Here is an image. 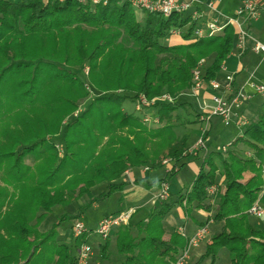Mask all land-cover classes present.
<instances>
[{
    "label": "trees",
    "instance_id": "1",
    "mask_svg": "<svg viewBox=\"0 0 264 264\" xmlns=\"http://www.w3.org/2000/svg\"><path fill=\"white\" fill-rule=\"evenodd\" d=\"M142 13L130 0H0V264H78L89 234L65 241L63 222L122 192L128 170L166 167L159 180L134 182L150 189L186 164L192 137L178 131L176 114L192 106L179 97L192 88L201 60L205 88L217 79L236 48V29L228 24L198 37L206 22L189 12ZM175 32L183 43H169ZM141 95L157 99L151 109L158 127H149L142 111H125L126 101L136 104ZM261 105L263 112L230 147L207 154L174 202L152 208L147 218L134 213L113 231L121 264H175L189 242L177 230L165 238L163 221L176 206L187 217L195 210L210 214L201 226L222 223L199 264H215L223 249L231 264H264V227L248 214L258 199L264 206V97ZM247 172L254 177L243 182ZM99 186L104 190L94 192ZM83 199L78 214L65 212L41 230L54 208ZM111 236L99 243L104 260L113 255Z\"/></svg>",
    "mask_w": 264,
    "mask_h": 264
},
{
    "label": "crops",
    "instance_id": "2",
    "mask_svg": "<svg viewBox=\"0 0 264 264\" xmlns=\"http://www.w3.org/2000/svg\"><path fill=\"white\" fill-rule=\"evenodd\" d=\"M9 1H18V0H9ZM181 1L193 2L195 8H197L201 13L202 16L201 20H203L204 22L206 21L208 22V20H210L211 18L216 17L220 23L225 24L226 22H224L223 19L226 17L227 19L234 17L233 16L234 14H231L232 10H235L237 13L239 7L242 5L241 3H243L242 1L244 0H181ZM211 1H214L215 10H211L207 7L208 3ZM256 1L259 3V10L256 16L250 21V27L248 30L249 37L247 38L244 48H238L236 46V48L231 53L229 60L225 63L226 71H221V73L217 77V80L221 83L222 86L226 85L225 77L227 75L233 76V82L231 86L235 90L242 87L246 83V81L250 78L254 79L257 82L264 83V58L261 54L255 53L252 49V45L254 41H259L264 43V0H256ZM171 42L178 44V43H183L184 41L181 40L178 34H175L172 36ZM247 90L250 91V89L248 88ZM222 94H225L224 90L222 91ZM210 96H211V90H205L201 93L200 98L195 97L189 92L187 94H183L181 97L183 98V102H186L191 106H194L196 111L200 112L201 110L198 108V106L200 107L201 102L204 100H208ZM225 96H229V95L226 94ZM256 96L257 95H254L251 99L244 102L242 106L236 110L237 117L233 119L230 125H228V126H232L235 124V126L233 127L236 129L235 131L233 132L224 131V129L221 128V125L218 126L220 120L222 121V119L219 117H215L212 119V123L209 126L210 132L206 141V145H207V149L205 150L206 152L201 151L195 154L188 153L189 156L185 160L186 164L182 168H180L178 172L175 174V176L169 181L170 195L176 193L177 191L178 193L184 191L185 189L184 177L180 176V173L182 172L184 167H186V165H189V167H191L197 175L198 172L200 171L204 158L207 156V154L210 151L223 150L226 149L227 147H230L232 143L236 141L237 138L241 137V134H238L239 128H241L242 131L243 126L257 119V117L261 113L259 110L261 107H259L260 103L257 102L258 100L256 99ZM248 117L249 119H253V120H247ZM240 121H243L244 124L241 125ZM187 133L191 134L192 144H193L195 141H197L199 137L198 124H195L194 129ZM231 135H233L232 139L230 141H226ZM225 142L228 143L226 144ZM165 169L166 168H161L158 170L132 169L129 170L128 173H125L123 176V180L128 185L122 192L116 193L109 200L94 203V205L91 208H89V210L91 209L99 210L102 206H105V211L101 212V216L97 220L96 226L103 217L112 215L116 212L126 210L131 207H138V205H140L141 200L145 201L149 199L152 195L154 196L155 194H157L160 186L147 189L143 185H136L134 182L138 179H142L143 177H147L150 182L159 180L165 175L166 172ZM162 170L165 171L157 175V172ZM252 177H254V174L247 172L241 176V180L243 182H247ZM174 180H177L179 184L178 187L179 189L176 188L174 184ZM99 190H104V186H100ZM212 199H213L212 202L213 205H216L219 201V197L217 194H214ZM111 200L113 201V203H111ZM111 206H114L115 209H111ZM178 209L179 212L177 211H175L174 213H172V211L168 212V214L166 215L163 221L164 228L167 233L165 235V238H168L169 234L172 231L179 229V227L183 225L184 228L186 229L187 235L191 236L199 227H202L199 222L205 221L207 217L210 215L203 210H195L193 212L192 218L189 220H185L184 210L181 207ZM81 219H83L84 221L85 212L81 216ZM221 225H222L221 222L210 221L208 224L205 225V227L208 228L210 232H212V235H214L219 231ZM255 226L258 228L264 227L261 225L259 226L255 225ZM94 233L95 232L92 231L89 234V240L91 239ZM114 240L115 239L113 232L111 236V241H112L111 250L113 252H115ZM200 249L201 247H197L193 251L186 264H190L191 262L192 263L195 262L194 264L199 263V260L202 257V253ZM201 264H209V259L205 260ZM215 264H231L229 255H226V253L224 255H218ZM256 264H260L259 261H257Z\"/></svg>",
    "mask_w": 264,
    "mask_h": 264
},
{
    "label": "built area",
    "instance_id": "3",
    "mask_svg": "<svg viewBox=\"0 0 264 264\" xmlns=\"http://www.w3.org/2000/svg\"><path fill=\"white\" fill-rule=\"evenodd\" d=\"M58 2H64L66 0H56ZM79 3L97 5V4H108L111 0H76ZM122 1V0H121ZM131 4L137 8L146 10L149 12L161 13L164 16H170L174 12L178 13H190L193 19H199L201 14L197 8H195L193 2H186L181 0H130ZM207 7L211 10H215L214 1L208 3ZM259 8V3L256 0H244L242 5L239 7L237 11V16L235 18H230L225 24L219 22V20L214 17L210 19L206 23V30L197 29L196 35L198 37H203L205 35L212 36L220 31L228 25L232 24L237 29V44L238 48H244L247 38L249 37V33L245 28L246 22H250L253 19ZM174 34H177L176 32ZM252 49L255 53L261 54L264 58V43L259 41H254L252 45ZM205 61L201 60L200 66L204 64ZM198 67L193 73V86L190 89V93L194 96H198L199 93L205 89V84L203 81V71L201 67ZM222 71H226L225 65L221 68ZM86 73L88 69L85 70ZM226 85L222 86L221 83L217 80H211L209 82L210 90L213 91L211 94V104L206 103L205 107L201 109L198 120L201 123L200 135L195 142V144L189 149L188 153H194L198 150H206V141L209 133L210 122L214 117H219L222 119L223 123L228 126L232 123L233 119L237 117L236 110L239 109L242 104L249 99H251L254 95L264 96V83L257 82L254 79L250 78L246 81V83L238 88H232L233 76L227 75L225 77ZM207 86V87H208ZM250 89L249 90H247ZM224 90L225 94H222ZM228 94L229 96H225ZM161 100L171 101V97L169 95H163ZM157 99L148 100L144 95H141L139 100L135 104L136 111H146L148 109L153 108L157 103ZM143 120L147 123L150 120V117H144ZM154 122L158 123L157 117L153 119ZM240 124L243 125L244 122L240 121ZM225 149H223L224 151ZM169 162V160L164 161V163ZM146 167L144 170H148ZM129 170L126 172L128 173ZM169 182H163L161 184V197L166 198L169 195ZM217 188L216 186H211L208 189L209 195H211V203L213 202L212 196L216 194ZM134 208H131L126 211H122L116 215H110L103 217L96 227L95 233H97L103 240H106L110 237L112 232L123 225H126L131 216L134 213ZM248 214L250 217H262L264 215V206L258 199L254 202V204L248 210ZM90 231L86 224L81 220H76L72 227V233L74 238L80 237L83 234H90ZM179 234L183 236H187L185 232V228H180L178 230ZM208 232L206 227L200 228L198 231L189 237V242L187 247L182 250L181 255L178 257L175 264H186L190 255V249L192 247H196L197 244L202 240L205 234ZM92 254V246L89 243H84L79 250L78 253V264H86L87 260Z\"/></svg>",
    "mask_w": 264,
    "mask_h": 264
},
{
    "label": "rangeland",
    "instance_id": "4",
    "mask_svg": "<svg viewBox=\"0 0 264 264\" xmlns=\"http://www.w3.org/2000/svg\"><path fill=\"white\" fill-rule=\"evenodd\" d=\"M243 2V1H242ZM242 4V3H241ZM137 12H138V16L139 17H142L143 16V10L142 9H137ZM198 10V9H197ZM259 10V8H258ZM235 10H232L231 14H234L232 18H235L237 16V13ZM201 14V13H200ZM202 17V16H201ZM201 17H199L198 20H201ZM212 19V18H211ZM229 19V18H228ZM227 17L224 18V22H227L228 21ZM210 21V20H208ZM207 23V21H206ZM175 35V34H174ZM169 43H174V42H170ZM237 44V43H236ZM222 71V70H221ZM85 74H86V71H85ZM209 85V84H208ZM211 88L208 86L207 88L203 89L198 96H195V97H198L200 98L201 97V93L205 90H210ZM190 93V91H189ZM211 94H213V91H211ZM92 96V95H91ZM262 97L264 96H261V95H257L256 96V99L258 100L257 102L260 103L259 107H261L259 110L260 112H263V108H262V105H261V100H262ZM180 99L183 100V98L180 96L179 97ZM210 103L211 102V96L209 97L208 100H204L201 102L200 104V107L198 106V108L201 110L205 107L206 103ZM211 104V103H210ZM124 109L126 112L130 113V112H137L136 109H135V103L131 102V101H126L125 105H124ZM195 111V112H198L196 111L195 107L192 106L191 108L190 107H182L180 108L179 112L176 114V115H179V117H181V120L179 121V128H178V131L180 133H183V132H189L191 130L194 129V126L195 124H198V128H199V135H200V128H201V123L200 121L198 120V118H195L193 117V112L191 111ZM201 112V111H200ZM200 112H198V114H200ZM175 115V116H176ZM142 117H150V120L147 121V124L149 127H158V123L154 122V118H156V110L154 109H148L146 111H143L142 112ZM215 118V117H214ZM195 119H197V122L193 123L195 121ZM220 120V119H219ZM247 120H253V119H248ZM212 123V120L210 122V124ZM221 125V128L224 129V131H230V132H233L235 131L236 129L233 128L235 126L232 125V126H226L223 121L220 120L218 126ZM243 128V127H242ZM210 132V131H209ZM238 134H242V131H241V128H239V133ZM209 135V133H208ZM233 135H231L228 140L226 141H230L232 139ZM196 142V141H195ZM195 142L191 145V147L195 144ZM226 144L228 142H225ZM190 147V148H191ZM189 148V149H190ZM207 149V147H206ZM189 151V150H188ZM201 151H205V150H198L194 153H191V154H195V153H199ZM206 152V151H205ZM166 168V167H165ZM167 170V168L165 169ZM165 170H162V171H156L157 172V175H159V173H163ZM180 176H183L184 177V184H185V189L186 190L187 188H189L194 180V178L196 177V173L195 171H193V169L191 167H189V165H186V167H184V169L182 170V172L180 173ZM220 180V179H219ZM174 184L176 186V188L179 187V184L177 182V180H174ZM170 185V184H169ZM100 187V186H99ZM179 189V188H178ZM99 188H95L94 192H98ZM169 195L167 196V199L166 198H163L161 197V186L159 187V191L157 192V194H155L154 196L152 195L149 199L143 201L141 200L140 202V205H138V207H131V208H134V213H135V217L136 219L137 218H147L149 212H150V208H154L158 205H160L161 203L163 202H167V201H171V202H174L177 197H178V191L176 193H173L170 195V188H169ZM171 196V197H170ZM213 197V196H212ZM88 200L87 199H83L82 201L78 202V203H74L72 206L70 207H67V208H62L61 206H57L56 208H54V212L49 216V218L47 219V221L41 226V230H48L50 229V227L52 226L53 222L58 218L60 217L63 213L67 212V213H70V214H73V215H76L80 212L79 210V206L81 204H83L84 202H87ZM111 203H113V201L111 200ZM131 208H128L126 210H129ZM180 207H174L171 211L172 213H174L175 211L179 212V209ZM111 209H115L114 206H111ZM125 210V211H126ZM105 211V206H102L99 210L97 209H91V210H85V219L83 221V219L78 218V219H75V220H67L65 222H63L60 226V233L62 235V238L63 240H68L70 237L73 236V233H72V227H73V224L76 220H81L83 222L86 223V226L87 228L90 230V231H96V223H97V220L100 218L101 216V212H104ZM84 213V212H83ZM83 213L81 214V216L83 215ZM133 213V214H134ZM197 213V212H196ZM116 215V214H115ZM110 216V215H109ZM106 217V216H105ZM192 217H187L186 214H184V219L185 220H189L191 219ZM181 220V219H180ZM250 220L252 223H254L255 225H261V226H264V216L261 217V218H256V217H250ZM168 224V223H167ZM202 227H205V226H202ZM202 227H199L196 231H198L200 228ZM180 228H184V225L183 226H180ZM177 229V231L179 230ZM208 230V233L205 234V236L202 238V240L199 242V244H197L196 247H192L190 249V253L189 255H191L193 253V251L197 248V247H201V253L203 254L204 251H205V246L206 244L209 242V240L211 239V237L213 236L212 235V232H210V230L207 228ZM195 231V232H196ZM185 232H186V229H185ZM194 232V233H195ZM194 233L192 235H194ZM187 234V233H186ZM191 235V236H192ZM188 236V235H187ZM74 237V236H73ZM69 241V240H68ZM105 240H103L97 233H94L91 237V239L89 240V243L91 244L92 246V254L91 256L89 257V259L87 260V263L86 264H121L120 262L122 261V258H120L118 255H114V252H113V255L110 256V258L108 260H104L101 258V255H100V250H99V243H103ZM220 255H224L226 253V255H228V252L227 250L223 249V251H220ZM182 253V251H181ZM180 253V255H181ZM179 255V256H180ZM201 259V258H200ZM210 262V260H209ZM195 262H191L190 264H194ZM199 264V263H198Z\"/></svg>",
    "mask_w": 264,
    "mask_h": 264
}]
</instances>
